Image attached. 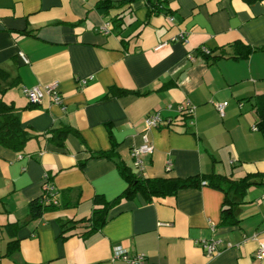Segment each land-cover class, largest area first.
I'll return each instance as SVG.
<instances>
[{
  "label": "crops",
  "instance_id": "crops-1",
  "mask_svg": "<svg viewBox=\"0 0 264 264\" xmlns=\"http://www.w3.org/2000/svg\"><path fill=\"white\" fill-rule=\"evenodd\" d=\"M105 1L113 6L100 13ZM122 1L0 0V67L17 79L4 99L31 136L22 153L0 146V264H127L112 260L118 245L154 264H264L251 238L264 241V184L230 193L233 224L220 223L224 194L207 185L123 199L89 235L85 223H72L90 216L95 195L112 200L126 188L112 160L91 156L112 147L137 173L131 150L151 144L144 177L264 174V136L252 128L256 97L264 96V1L165 0L168 13L150 15L145 0ZM118 16L120 27L98 30ZM237 41L258 48L215 62L196 50L231 55ZM52 83L61 104L46 93L30 104L22 92ZM223 101L220 115L215 104ZM186 102L195 109L182 124ZM150 113L160 114L158 126L145 125ZM63 126L74 130L64 144L48 141V131ZM44 174L60 201L31 218ZM211 238L221 250L210 257L197 242Z\"/></svg>",
  "mask_w": 264,
  "mask_h": 264
},
{
  "label": "trees",
  "instance_id": "trees-1",
  "mask_svg": "<svg viewBox=\"0 0 264 264\" xmlns=\"http://www.w3.org/2000/svg\"><path fill=\"white\" fill-rule=\"evenodd\" d=\"M134 0H123V2H131ZM245 3L250 4L257 1L264 0H243ZM148 9V15L159 12L166 11L165 0H145ZM113 5L109 2H98L97 9L100 13H105ZM122 16H118L116 19L112 20L110 23L111 28L120 27L121 22L119 20ZM110 22V21H109ZM205 45H200L196 50L210 59L211 62H215L219 58L223 57H233V58H246L251 52L256 50L258 47H252L250 45L244 44L241 41L234 43V52L231 55H226L223 51L214 52V49L207 48V52L203 50ZM17 79L10 78V74L7 70L0 67V146L11 149L15 152L22 153L25 150V145L27 141L31 138L29 133L23 128L18 111L13 103L7 102L4 99V95L8 89L16 86ZM118 95L126 94V91L117 92ZM255 113L257 116L256 128L261 131L264 136V96L256 97ZM191 115L187 113H182V118L180 119L182 124L190 118ZM74 130L68 126H63L55 129H50L48 131L47 139L55 145L62 146L66 136ZM93 157H104L112 160L121 177L127 183L126 188L122 193L112 200H107L102 195H95L92 199V210L90 216L81 218L79 220H73L72 223L83 222L86 225L85 231L82 235H89L95 230L100 229L104 223L107 221L108 212L111 208L118 205L123 199H131L136 194L142 195V197L150 201L154 198L174 196L181 189L195 188L201 185H207L217 190H220L224 194L223 204H222V224H233L235 219L231 216V211L236 203L233 201L230 193L238 194V196L244 195L247 187L250 185H262L264 184V174H251L246 175L238 180H233L227 176L219 175L215 173L203 174L192 176L188 178H179L173 176H163V177H144L142 174L134 173L131 169L125 165L123 160L120 159L115 149L112 147L108 151H99L92 153ZM42 194L37 199L30 201L29 203V214L31 218H37L42 215L43 211L48 208L58 206L50 203H44L42 200ZM232 217V218H231ZM17 247V239L13 238L9 241L7 246V253H11L13 248Z\"/></svg>",
  "mask_w": 264,
  "mask_h": 264
},
{
  "label": "built area",
  "instance_id": "built-area-1",
  "mask_svg": "<svg viewBox=\"0 0 264 264\" xmlns=\"http://www.w3.org/2000/svg\"><path fill=\"white\" fill-rule=\"evenodd\" d=\"M110 22L106 21L103 24H101L98 27V30L103 33L107 34L110 32ZM178 38L183 41L185 40V32H179ZM203 50L207 52V48L204 46ZM19 56L22 58L24 62H27V59L25 55L22 52L18 53ZM188 58L190 60H193L192 55H188ZM89 78H84L81 80V84L85 85ZM22 92L26 96L28 102L30 104H37L40 101V98L42 97L43 93H46L51 96L52 100L56 104L62 103V96L57 90L56 83H52L50 85H47L45 87H22ZM227 102L223 101L220 103L215 104L216 109L219 112L220 115L224 114V108L226 106ZM195 106L192 105L189 102H186L184 105L181 106L180 110L183 113H187L189 115H192L194 112ZM162 118L159 113H150L145 116L144 123L148 127H156L160 124ZM253 129H256V126L252 127ZM153 150V147L148 142H144L142 145L138 147H134L131 150V156L133 158V165L137 169L138 174H142L144 170V164L142 160V155L145 153H151ZM167 168H169V163L167 164ZM42 198L41 200L44 203L50 204L53 203L55 205L59 204V197L58 192L56 188L54 187L51 178L48 174L43 175V182H42ZM210 230L214 232L215 226L213 224L210 225ZM252 239H255L258 241V247L256 251V257L258 259H262L264 257V241H261L257 238L256 235L251 236ZM198 245L201 246V248L204 250L207 256H214L220 252L221 249H219L218 239H203L197 242ZM114 259H120L127 264H154L150 262L147 258V256L144 253H135L132 255H129L125 248L122 246H114L112 250V260Z\"/></svg>",
  "mask_w": 264,
  "mask_h": 264
}]
</instances>
